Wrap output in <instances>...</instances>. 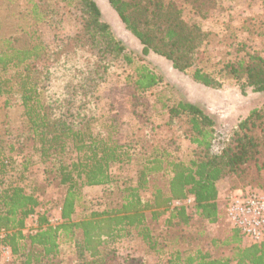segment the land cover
<instances>
[{
	"label": "trees",
	"instance_id": "1",
	"mask_svg": "<svg viewBox=\"0 0 264 264\" xmlns=\"http://www.w3.org/2000/svg\"><path fill=\"white\" fill-rule=\"evenodd\" d=\"M107 2L141 45L142 56L152 52L208 88H220L228 77L237 82L242 95L247 88L264 91L262 56L253 53L222 65L212 63L204 49L208 33L183 18L186 7L200 9L213 0ZM61 3L76 5L80 17L77 31L57 49L45 44L38 29L54 15L42 0L28 3L30 20L22 46L15 44V36L0 34V95L5 96L6 107L0 115V249L9 247L12 256L0 264H52L61 244L70 241L86 255L81 264H105L109 245L123 235L139 240L147 252L165 255L157 264H264V240L244 244L240 230L226 221L224 202L218 198V184L225 177L231 181L229 189L264 192L262 110H252L214 152V121L206 111L189 101L161 102L167 112L164 127L169 129L176 121L182 137L193 145L188 158L171 156L170 140L149 145V135L139 146L123 145L116 122L97 128L93 99L112 59L122 58L127 65L133 59L101 19L95 0H54L53 6ZM2 23L0 19V31ZM138 58L140 63L124 79L135 93L143 94L163 78ZM16 103L20 116L11 120L7 110ZM13 156L21 158L17 164L22 170L31 161L42 164L45 181L61 188L60 223L50 224L45 210L37 215V230L23 233L25 220L41 203L19 181L5 177ZM134 156L141 157L139 169L135 181L119 192L118 204L73 220L82 204V188L101 185L110 193L119 186L109 173L110 165ZM146 191L149 197L143 196ZM174 201L179 205L171 206ZM223 222L226 226L206 242L205 225Z\"/></svg>",
	"mask_w": 264,
	"mask_h": 264
},
{
	"label": "rangeland",
	"instance_id": "2",
	"mask_svg": "<svg viewBox=\"0 0 264 264\" xmlns=\"http://www.w3.org/2000/svg\"><path fill=\"white\" fill-rule=\"evenodd\" d=\"M33 1L0 0V19L3 22L0 34L15 36L18 39L15 43L17 46L25 43L23 30L30 20L28 3ZM42 1L46 3V7L53 8L54 15L49 21L40 22L38 29L45 44L51 50L57 49L63 39L73 36L77 31L80 11L76 5L66 6L61 3L55 4L54 7V0ZM95 1L100 9L101 19L111 26L112 34L122 42L125 53L133 59L131 65H127L122 58L115 61L112 59V68L98 84L93 99L98 129L103 130L102 125L110 121L116 122L118 138L125 146H139L145 135L151 137L149 145L154 143L160 145L159 143H165L164 140H170L171 156L186 160L193 145L182 137L183 132L176 121L172 122L174 126L169 129L164 127L167 112L162 108L161 102L169 105L178 100L189 101L206 111L214 121L213 129L216 135L212 147L214 152L220 149L238 123L252 110H262L264 114V91L253 92L247 88L246 93L242 95L237 82L228 77L222 79L220 88H208L194 82L188 71L174 70L169 61L152 52L142 56L141 45L125 29L107 0ZM195 6L186 7L183 18L187 22H196L208 33L204 49L210 62L222 65L228 61L246 58L248 54L253 53L264 58V0H213L207 7H199L200 9L196 7L194 10ZM139 56L143 57L144 64L163 78L161 84L143 94L135 93L133 87L124 79L125 74L140 63ZM17 103L7 110L11 120L20 116L21 111ZM5 108V96L0 95V115ZM100 124L101 126H98ZM157 124L162 129L158 130ZM11 158L14 164L7 168L5 177L19 181L25 191L35 194L41 203L35 213L25 220L23 233L30 234L37 230V215L45 210L50 224L60 223L61 188L45 181L46 172L42 164L31 161L27 170H22L17 164L21 158L19 156ZM32 160H35V156ZM140 162L141 157L134 156L127 162L110 165L109 173L119 184L117 188L112 187L110 193L104 192L101 185L84 186L81 190L82 204L76 207L72 215L73 220L88 217L91 212L116 206L120 199L119 192L124 186L135 181ZM230 185L229 177L219 182V200H222L224 191L229 189ZM143 196L149 197L148 191L143 192ZM225 224L226 222L207 223L204 227L206 242L219 232L220 228L226 226ZM243 243L246 244L244 239ZM109 250L105 256V264H157L165 260V255L157 256L147 252L139 240L124 235L109 245ZM7 251L8 253L2 252L0 249V262L12 259L10 249ZM83 257L86 255L80 254L75 241L65 242L61 244L60 253L52 264H81Z\"/></svg>",
	"mask_w": 264,
	"mask_h": 264
},
{
	"label": "built area",
	"instance_id": "3",
	"mask_svg": "<svg viewBox=\"0 0 264 264\" xmlns=\"http://www.w3.org/2000/svg\"><path fill=\"white\" fill-rule=\"evenodd\" d=\"M225 218L230 226L237 228L246 244L264 240V192L258 188L244 187L227 189L222 196ZM191 203V199L188 200ZM174 206L179 201H174ZM9 247H1L7 252Z\"/></svg>",
	"mask_w": 264,
	"mask_h": 264
},
{
	"label": "crops",
	"instance_id": "4",
	"mask_svg": "<svg viewBox=\"0 0 264 264\" xmlns=\"http://www.w3.org/2000/svg\"><path fill=\"white\" fill-rule=\"evenodd\" d=\"M219 196H220V192L218 193V198H219Z\"/></svg>",
	"mask_w": 264,
	"mask_h": 264
}]
</instances>
